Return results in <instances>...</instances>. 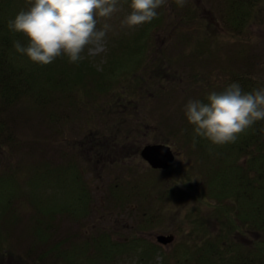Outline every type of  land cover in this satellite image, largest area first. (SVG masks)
<instances>
[{
  "label": "trees",
  "instance_id": "trees-1",
  "mask_svg": "<svg viewBox=\"0 0 264 264\" xmlns=\"http://www.w3.org/2000/svg\"><path fill=\"white\" fill-rule=\"evenodd\" d=\"M190 1L183 0L190 9L183 7L186 11L182 10V13L187 17L181 23L190 19L192 23L204 24L202 19L195 17L198 13L194 8L198 6ZM31 2L0 0V161L9 165L7 170L0 172V264H4V257L10 264L15 256L11 230L16 223L11 219L18 214L16 198L28 192L34 197L33 201H37L32 235L21 253L24 258L14 264H110L117 256L131 250L152 259L155 255H161L157 264H264V120H257L240 133L236 142L224 145L212 144L201 137L194 142L196 134L193 125L188 122L184 126L185 140L195 146L198 157L206 158L210 166L206 173L201 172L210 194L219 198L228 197L234 204L229 207L223 203L212 204L209 196L206 197V189H201L202 186L187 174L183 176L196 198L206 201V206L210 208H217V219L214 224L212 217L201 215L199 205L190 207L188 219L191 227L184 232L183 241L172 250L144 238L135 237L127 242L118 239V234L112 230L103 228H99L95 234L88 232L80 242L74 239L77 237L74 234L62 238L57 224L61 217L69 216L79 222L93 212L94 195L86 177V162L90 159L87 155H76L73 150V156L68 154L66 164L55 165L51 158H45L27 169H20L6 162L11 154L22 152L24 147L25 140L20 132L23 127L22 114L33 109L38 114H45L42 116L46 117L48 123L64 124L72 114L66 110L68 107L72 106L76 112L77 108L81 109V103L85 105L88 102L87 98L93 96L95 90L102 91L104 87V91H110L113 90V82L132 78L131 66L148 55L149 48L153 46L151 32L165 23L168 14L166 7L168 10L173 5L176 9L182 3L180 0H165L157 10V17L143 23L130 39L126 37L127 42L117 41L118 44L109 48L107 61L97 67L85 54V58L78 63H71L66 56H61L42 65L17 52L13 42L19 39L26 44L28 38L23 33L11 31L8 20L18 11L28 9ZM221 6L225 9L224 21L235 35H241L255 23L264 22V0H223ZM203 28L204 25L199 29ZM196 34L186 37L183 45L190 47L193 52L191 56L197 58L207 53L216 37L205 33L204 37L198 39ZM243 58L246 62L229 66L231 70L227 71L228 75L215 81L212 90L221 91L232 81H239L245 91L264 85V71L260 72L254 67V58ZM193 71L192 77L199 78L201 70L193 68ZM202 99H206V96ZM122 133L127 137L132 131L128 129ZM99 134L105 136V131L97 130L94 133ZM103 138L96 141L101 142ZM153 179H144L142 183L122 180L110 186V193L115 200L124 203L135 192L143 193L148 187L147 183ZM168 180L165 187L167 192H178V184L172 186ZM55 184L59 190L62 189L64 197L58 195L52 200L55 190H51L52 194L38 199L43 186L51 189L49 185ZM48 196L51 197L47 199ZM235 210L239 212L236 214ZM212 224L216 225L215 229ZM244 228L263 233L250 250L234 243L235 233L238 230L246 231H243Z\"/></svg>",
  "mask_w": 264,
  "mask_h": 264
},
{
  "label": "rangeland",
  "instance_id": "rangeland-1",
  "mask_svg": "<svg viewBox=\"0 0 264 264\" xmlns=\"http://www.w3.org/2000/svg\"><path fill=\"white\" fill-rule=\"evenodd\" d=\"M222 1H190L198 6L194 8L198 13L195 17L202 19V25L192 23L190 19L181 23L187 17L182 10L190 9L186 2L182 6L177 5L176 9L173 5L168 10L166 7L168 14L165 23L151 32L153 46L149 48V56L145 55L143 61L131 66L132 78L113 82V90L110 91H104V87L102 91L95 90L94 95L87 98L88 102L85 105L81 103V109L77 108L76 112L72 106L68 107L66 110L72 114L64 124L48 123L46 117L42 116L45 114H38L33 109L22 114L23 127L20 132L25 144L22 152L11 154L6 162H11L20 169H27L45 158H51L55 165L66 164L69 161L68 154L73 156V150L76 155H87L90 159L86 162V177L94 195L93 212L79 222L69 216L61 217L57 224L62 238L74 234L77 237L73 238L80 242L88 232L95 234L99 228H103L112 230L118 234V239L127 242L135 237L144 238L159 247L172 250L177 243L183 241L184 232L191 227L188 219L190 207L199 205L201 215L212 217L214 224L217 219V208H210L206 206V201L196 198L193 190L183 180L186 174L197 185H201V189H206V197L209 196L212 204L223 203L227 207L234 204L228 197L219 198L210 194L201 173H206L210 166L206 158L198 157L195 146L187 142L183 135L184 126L189 122L183 105L189 98L205 97L213 89L215 81L228 75L227 71L231 70L229 66L239 65L241 61H245L244 56H249L254 58V67L260 72L264 71V22L255 23L241 35H235L224 21ZM175 10L181 11L174 13ZM131 11L130 0H119L118 9L111 17H96L97 27H103L105 23L111 25L102 44L90 46L91 50L86 47L83 53L97 67L107 61L110 47L118 44L119 40L127 42L126 37L130 39L143 26L140 24L128 27L121 23ZM203 25L204 28L199 29ZM195 32L198 39L204 37L205 33L216 37L207 53L198 55L197 58L195 55L191 56L193 52L190 47L183 45L186 37ZM237 59L239 61L234 63ZM193 68L201 70L199 78L192 77ZM40 118L46 122H42ZM58 124L62 126H57ZM128 129L132 134L122 136V132ZM97 130L105 131V136L94 135ZM101 137L105 139L96 141ZM163 142L174 147L177 159L170 169H154L142 158L140 152L147 143ZM80 163L83 164L82 161ZM8 168V164L0 161V172ZM151 178L154 179L147 183L145 193L135 192L124 203L115 200L110 193V186L113 187V184L122 180L142 183L144 179L148 181ZM167 180L172 186L178 184L179 193L167 192ZM49 187L51 189L45 186L41 188L38 199L52 194L51 190H55L52 200L58 195L65 196L56 184ZM28 193L16 198L18 214L11 219L16 223L11 230L16 253L10 264L24 258L21 253L31 239L37 201H33L34 197ZM235 212L237 214L239 211ZM212 228L215 229L216 225L212 224ZM243 231L238 230L233 238L234 243L246 250L252 249L255 240L263 236L262 232L247 228ZM159 234H174L176 240L168 246L160 245L156 240ZM160 260L161 255H155L152 259L131 250L117 256L110 264H157ZM4 264H7L5 257Z\"/></svg>",
  "mask_w": 264,
  "mask_h": 264
},
{
  "label": "clouds",
  "instance_id": "clouds-1",
  "mask_svg": "<svg viewBox=\"0 0 264 264\" xmlns=\"http://www.w3.org/2000/svg\"><path fill=\"white\" fill-rule=\"evenodd\" d=\"M164 3L131 0L132 11L121 23L134 27L151 22ZM118 5L119 0H33L8 20V28L28 38L26 44L19 39L13 44L32 61L43 65L66 56L78 63L86 47L101 45L111 28L108 23L97 27L96 17H111ZM183 107L196 134L194 142L201 137L215 145L234 143L240 133L264 120V85L245 91L239 81H232L221 91H209L206 99L189 98Z\"/></svg>",
  "mask_w": 264,
  "mask_h": 264
},
{
  "label": "water",
  "instance_id": "water-1",
  "mask_svg": "<svg viewBox=\"0 0 264 264\" xmlns=\"http://www.w3.org/2000/svg\"><path fill=\"white\" fill-rule=\"evenodd\" d=\"M142 157L154 168L167 169L174 160L175 154L172 148L166 144H148L141 151ZM159 242L168 244L174 241V234H159Z\"/></svg>",
  "mask_w": 264,
  "mask_h": 264
}]
</instances>
